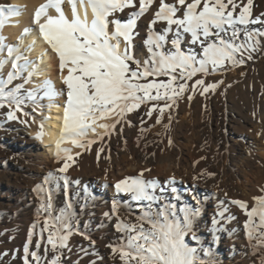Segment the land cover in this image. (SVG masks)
I'll return each instance as SVG.
<instances>
[{"label": "rangeland", "instance_id": "rangeland-1", "mask_svg": "<svg viewBox=\"0 0 264 264\" xmlns=\"http://www.w3.org/2000/svg\"><path fill=\"white\" fill-rule=\"evenodd\" d=\"M159 2L160 0H156L149 10L137 20L132 52L141 64L150 56L147 46H143L141 42H145L150 32L160 33L167 27L165 23L159 22L154 29L150 28L151 31L146 32L144 23L152 20ZM168 2L171 3L172 0ZM136 10H138V0L136 9L127 8L123 12H116L113 18L124 22L129 19L130 13ZM263 10L264 0H254L253 16H260L264 13ZM237 27L239 37L236 43L245 42L246 32L252 28L264 31V25L261 24L237 25ZM172 35L168 34L169 41ZM188 38L187 36L182 38L181 49L185 52L200 53L199 45L188 44ZM162 50L165 52L173 50L170 42L164 45ZM248 55V52H245L242 57L238 54L237 58L244 60V63L240 65L233 66L231 62H227L224 67L216 71L209 68L207 74L197 73L187 81L189 90L171 108L165 109L163 116H160L158 109L164 106L165 101L158 102L157 111H153L151 117L146 113L157 102L142 104L137 110L127 114L125 117L127 122L122 121L116 124L115 130L110 135L104 134L102 141L100 138L91 139L95 142L90 147L73 155L74 159L69 162L70 167L66 172L59 171L64 160L55 162V158L50 157L51 159L43 163L49 167L47 169L50 172L46 181L35 179L33 172L28 169L36 165V161L23 153L20 147L8 142L9 136L17 128L32 129L34 127L40 99L35 102L26 99L22 105V111L15 113L18 117L15 120H10L7 116V113L13 110L12 108H9L7 104L0 108V169L13 172L11 182L17 185L12 192L0 188V264H23V248L30 234L32 240L29 245L30 251H36L43 257L42 264H51L57 254L60 255L59 264H123L119 256L113 255L109 247V245L120 246L125 243L126 233L117 230L118 222L139 224L144 222L141 218L145 212H149L153 219H156L155 214L161 210L174 213L175 218L182 221L185 209L195 213L192 217L191 231L185 236V242L197 250V257L205 264L209 262L211 264H261L264 247H258V237L264 231V227H261L260 223V205L258 201L253 205L244 202L247 205L245 209L232 203V201H237L234 197L238 190L234 187V181L239 168L249 170L255 159L259 157L258 153L264 152V36H262V42L259 41L257 50L251 52L252 59H248ZM3 69L4 67H2V72L0 71V79L5 80L6 70ZM23 77L24 73L18 75L11 84L7 85V88H16L21 84ZM198 79H203L205 86L213 83L218 86L215 90L210 89L207 93L201 94L202 86L197 85L193 90L195 81ZM61 86L63 92H66V86L64 84ZM29 91V86H23L21 95L26 96ZM42 95L43 92H37V96ZM39 103L44 104L42 101ZM232 117L241 121V124L236 125V129L244 136H251L261 143L252 147L255 151L252 160L246 159L241 149L227 139L225 121ZM158 119L160 123H157ZM163 146L172 147L174 151L188 157L187 162L192 167L191 178L194 182L210 188L215 193H224L222 207L219 212H214L210 217L213 223L216 221L214 227L217 233L222 235L224 232L238 240L239 244L241 243L237 257H228L201 233L197 216L205 215V208L196 212L194 204L185 202L183 205L179 204V208L174 211L169 206L155 205L154 201L136 203L132 197L133 203L126 204L124 198L115 195L124 208L115 213L109 209L106 211L109 220L100 221L96 213L88 208L83 198L76 197V192L72 187L81 184L84 176L97 169L123 162H135L137 167L122 174L119 181L126 177H137L143 172L142 178L145 181L157 182L155 189L150 190L153 195H156V191L162 185L164 174H155L153 171L156 164L148 165L142 157L150 152L159 156ZM261 171L260 175H262L257 187L263 193L254 192L253 197L255 198L264 197V162ZM59 175L67 180L69 188L73 190H70L69 195L62 179L56 177ZM38 185L41 186L40 190H37ZM228 198L231 202L224 204ZM108 200L110 203L112 198L109 197ZM138 205L139 208H136ZM253 209L256 212L250 217L248 212ZM221 212H223V217L219 215ZM62 213L70 225L71 235L66 242L67 247L60 249L57 253L51 249L50 245H47L48 230L43 231V240H41V231L44 229L45 220L51 224ZM210 217L207 218V226L210 225ZM144 223L145 228L149 227L146 222ZM249 229L252 230V240L248 238ZM38 243L39 248L36 247ZM46 248L47 251H45ZM209 252L211 255L207 254Z\"/></svg>", "mask_w": 264, "mask_h": 264}, {"label": "snow or ice", "instance_id": "snow-or-ice-1", "mask_svg": "<svg viewBox=\"0 0 264 264\" xmlns=\"http://www.w3.org/2000/svg\"><path fill=\"white\" fill-rule=\"evenodd\" d=\"M65 2L71 7V18L63 9ZM155 2L156 0H138V10L132 11L129 19L124 22L110 17L127 8L136 9L137 0H46V3L35 9L33 24L38 27L40 36L58 58L66 92H58L50 80L44 82L42 89L29 91L26 96L21 95L23 85L8 89L7 85L25 72H28L25 83L29 82L39 67L36 65L32 67V71H28L34 62L19 55L12 64L7 80L0 79V108L5 104L12 108L7 116L10 120H15L18 118L15 113L22 111L26 99L36 101L37 91H43L41 99L47 98L50 101L60 95L66 97L61 115L62 127L55 142L57 160L65 161L59 169L61 173L67 171L69 162L74 159L71 149L62 147L63 144L71 143L76 147L88 148L95 142L87 139L90 132H96L100 128L110 135L116 124L127 122L125 117L128 113L148 102H157L146 113L151 117L153 111H157L158 102L165 101L164 106L158 109L160 116H163L165 109L171 108L189 90L187 81L193 76L197 73L207 74L209 68L216 71L227 62H231L233 66L244 63L242 58H237L238 54L242 57L248 52V59H252L251 52L257 50L258 38L264 36V31L252 29L246 32L245 42L236 43L239 37L237 25H264V13L253 16L254 0H172L171 3L160 0L149 27L154 29L159 22L165 23L167 27L160 33L152 31L147 36L145 45L150 56L141 64L132 52L135 28L139 17ZM80 5L84 7L83 18L79 12ZM89 7L93 14L90 22L87 19ZM50 10H54V14ZM21 12V6L0 4V30ZM30 31L25 29L24 34L27 35ZM170 33L173 35L169 41ZM186 36L190 38L188 42L191 45H199L200 53L181 49V40ZM3 41L4 38L0 36V52L4 50ZM169 42L173 50L163 51L164 45ZM121 43L124 45L123 50ZM32 47L34 44L29 49ZM18 51V46L7 47L9 58ZM21 60L24 62L20 63ZM6 62L7 60L3 63ZM2 66L0 63V68ZM65 71L67 75H64ZM161 76L169 79H156ZM197 85L202 86L201 94L210 89L215 90L218 86L216 83L205 86V81L198 79L193 90ZM51 106L50 104L49 107ZM109 118H115L114 123L102 122ZM160 122L158 119L157 123ZM44 134L41 123L37 138L43 139ZM99 138L102 141L103 134H99ZM142 177L143 172L137 177H126L117 182L115 188L118 193L131 194L135 201H156L157 197L150 190L155 189L157 182L145 181ZM168 183L174 184L175 181L172 179ZM40 188L38 185L37 190ZM171 190L176 191L174 187ZM255 199L260 205V223L264 227V197ZM232 203L247 208L242 201ZM150 206L149 204V208ZM116 208L117 205L113 202V210ZM255 212L253 209L248 215L251 217ZM155 215L156 219H153L149 212L143 214L141 219L149 225L147 228L144 222H118L117 230L126 233V237L123 245H109L113 255H118L123 264H205L197 257V250L185 242V236L191 231L192 217L195 215L193 211L185 209L182 221L177 220L174 213L163 210ZM219 215L223 217V212ZM44 230H48L47 245L53 251L59 253L60 249L67 247L71 231L63 213L51 224L45 220L41 240ZM248 238L253 239L251 229ZM258 239V247H264V231ZM31 243L30 234L23 248V264H42L43 257L36 251H30ZM39 246L38 243L36 247ZM47 250L46 248L45 251ZM207 254L211 255L210 252ZM59 261L60 255L57 254L51 264H59ZM261 264H264V257Z\"/></svg>", "mask_w": 264, "mask_h": 264}, {"label": "bare ground", "instance_id": "bare-ground-1", "mask_svg": "<svg viewBox=\"0 0 264 264\" xmlns=\"http://www.w3.org/2000/svg\"><path fill=\"white\" fill-rule=\"evenodd\" d=\"M44 3H46V0H0V4L18 5L22 8L21 14L19 16L12 17L11 20L3 27V29L0 30V36L4 38V50L0 52V63L3 64V70H6L5 80H7L8 74L12 71V64L16 60V57L19 55H24L29 61L34 62L28 71H32V67H35L36 65L39 67L36 74L33 75L31 80L27 83H25V80L28 77V72H25L24 77L21 79L22 82L19 85L29 86L30 91H36L42 89V86L46 80H50L58 92H63V87L61 86L63 83L58 67V58L40 36L38 27L33 24V13L35 9ZM63 9L66 15L71 18V7L67 2L63 4ZM50 11L54 14V10ZM79 12L83 18V5L79 6ZM92 18L93 14L91 8L89 7L87 10V19L90 22ZM110 19L114 18L110 17ZM144 25L146 26V32H149V22H145ZM25 29H30V33L25 35ZM112 30L113 29L110 27V31ZM189 39L190 38H188V41ZM258 40L262 42V36L259 37ZM141 43H143V46L145 45L144 41ZM33 44L34 47H32L30 50L29 46ZM9 46L19 47V51L14 53L10 58L8 57L7 52V47ZM123 47L124 45L121 43V50H123ZM5 60H7V62L3 63ZM23 62V60L20 61V63ZM0 71L2 72V68H0ZM64 75H67L66 71L64 72ZM42 96H37V99H40L39 101L44 102V104L39 103L38 101V114L34 127L32 129L17 128L13 134L9 136L8 142L20 147L23 153L28 154L34 161H36V165L34 164L33 166H30L28 169L33 172L35 179H44L46 181L50 176V172L47 169L49 167L47 165H43V163L47 162L50 157L55 158V162L59 161L55 156V142L59 137L62 127L61 115L66 97L64 95H60L54 101H50L47 98L41 99ZM50 104L52 105L51 107H49ZM114 121L115 118H109L102 122L112 124ZM41 123H43L45 134L43 139H38L37 135L40 132ZM237 124H241V121L235 117L225 121L227 139L232 141V143L241 149L246 159L252 160L255 154V151L252 149V147L261 143H258V141H256L251 136H244L238 129H236ZM99 134L104 135L106 132L104 129L97 128L96 132L89 133L87 139H98ZM62 147L70 148L72 156L80 153L84 149L81 147H76L71 143H65L62 145ZM258 155L259 157L255 159L254 163H252V167L249 170L239 168L237 177L235 176L236 179L234 181V187L238 190V193L234 198H236L237 201H242L248 203L249 205H253L257 201L255 197H253L254 192L263 193L262 190L258 189L259 187H257V183L259 182V178L262 175H260V172H262L261 166L264 162V152H260ZM142 159L148 165H152L154 163L156 164L153 171L155 174H164V179L161 183L162 185L156 191L155 196L157 197V200L154 201L155 205H159L161 207L169 206L175 211L177 208H179V204L183 205L185 202H188L189 204H194L196 206V212H199L202 210V208H205V215L199 214L197 216V222L200 226L201 233L205 238H209V242L212 243L213 246L219 247V249L225 252L228 257H237L240 253L241 243L239 244L238 240H235L224 232L222 235L217 233L214 227L213 219L210 217L214 212H219L220 208L222 207L223 204H221V202L223 200L224 193H215L210 190V188L194 182V180L191 178L192 167H190V164L187 162L189 160L188 157L182 156L179 154V152L174 151L172 147L163 146L161 147V154L159 156H157L154 152H150L146 156L142 157ZM136 165L137 164L135 162H123L110 165L107 168L97 169L95 172L84 176L82 183L74 186V188L72 187V189L76 192V197H82L88 208L90 210L92 209L91 211L96 213L98 220L108 221L109 219L106 215V211L110 209L115 213L116 211L124 208V206L117 201L115 195L124 198L126 204L133 203V200H131V194L118 193L115 185L117 182H119V177H121L122 174L128 173L131 169H135V167H137ZM13 175V172H5L4 170L0 169L1 189L5 188V190L8 192H12L16 189L17 185L11 182V177ZM15 176L18 177V175ZM56 177H58L60 180L62 179L66 192L69 195V192L73 190L69 188L68 183H65L64 177L61 175ZM172 179H174L175 183L169 184L168 181ZM173 187L176 189L175 192L171 190ZM109 197L112 198L110 203L108 200ZM212 199L214 200L211 201ZM113 202H115L117 205L115 211L113 210ZM135 202L138 203V201ZM227 202H231V199L228 198V201L225 200L224 204ZM136 208H139V205ZM208 216L211 218L209 226L206 224ZM235 242L237 244H233Z\"/></svg>", "mask_w": 264, "mask_h": 264}, {"label": "trees", "instance_id": "trees-1", "mask_svg": "<svg viewBox=\"0 0 264 264\" xmlns=\"http://www.w3.org/2000/svg\"><path fill=\"white\" fill-rule=\"evenodd\" d=\"M150 79H152V78H150ZM156 79H158V80H167V79H169V77L161 76V77H158Z\"/></svg>", "mask_w": 264, "mask_h": 264}]
</instances>
